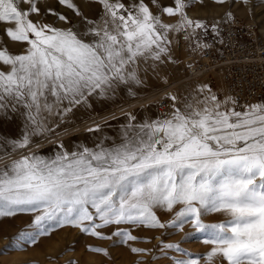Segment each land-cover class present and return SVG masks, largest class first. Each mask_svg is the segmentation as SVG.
Instances as JSON below:
<instances>
[{
  "label": "snow or ice",
  "instance_id": "obj_1",
  "mask_svg": "<svg viewBox=\"0 0 264 264\" xmlns=\"http://www.w3.org/2000/svg\"><path fill=\"white\" fill-rule=\"evenodd\" d=\"M195 3L205 0H0V123L21 119L11 135L0 134V163L8 161L0 167V219L33 217L32 231L12 243L34 245L70 227L129 245L148 242L130 229L179 234L190 226L209 250L192 258L161 241L163 256L183 257L174 264H264V102L241 104L198 83L184 95L166 91L160 116L137 121L128 112L118 140L98 135L92 147L79 143L69 151L51 139L76 109L91 108L90 98L110 100L121 88L135 98L149 73L159 78L179 63L181 40L193 53L210 47L209 26L188 15ZM4 37L22 51L11 53ZM86 131L102 134L103 125ZM34 137L55 143L53 153L33 151L41 146Z\"/></svg>",
  "mask_w": 264,
  "mask_h": 264
},
{
  "label": "rangeland",
  "instance_id": "obj_2",
  "mask_svg": "<svg viewBox=\"0 0 264 264\" xmlns=\"http://www.w3.org/2000/svg\"><path fill=\"white\" fill-rule=\"evenodd\" d=\"M44 2L55 5V0H44ZM170 2L171 0H162L165 5ZM56 10L64 11L62 8ZM85 11L87 12V9ZM229 12H231L233 19H228L227 13ZM188 15L194 20L204 21L209 26L204 42L210 40L224 27L242 29L251 37H256V35L264 37V0H248L247 6L236 2L220 6L214 4L212 0H205L204 5L193 4ZM51 20L52 17H46L45 22H51ZM165 22L172 21L166 20ZM212 25L217 26L215 32L212 30ZM3 29L4 25L0 24V36L3 34ZM4 40L11 53L18 54L22 51V46L19 43L10 42L6 37ZM197 53L189 51L181 40L179 49L174 52L179 63L176 65L169 64L161 69L159 78H154L149 73L147 85L136 90L137 96L135 98L127 96L126 90L123 88L110 100L90 98L91 108L76 109L70 120L60 129H57L58 135L54 134L51 139L63 142L69 151L75 144L79 143L92 147L94 138L98 135H106L118 140L120 127L125 123L128 112L135 115L137 121L142 120L146 115L152 118L160 116L167 111L168 101L163 99L165 90L170 92L171 88L179 84V80L185 77L187 65L197 57ZM216 74L218 75H210L208 81H198L192 85L181 87L179 90L177 87L174 92L184 95L196 84L204 83L208 84L221 97L225 94L231 95L223 74L220 71H216ZM161 79H166L167 85H164ZM160 95L161 97H159ZM94 122L102 123V134H91L86 131ZM20 123V118H14L12 122L0 123V134L11 135L12 130ZM33 139L35 143L41 145L38 149H33L40 155L49 156L56 148V144L50 143L48 139L40 137ZM108 143H111V140ZM19 155V153L14 154L12 158L16 159ZM6 163H8L7 160L0 163V167ZM158 214L162 220L170 219L166 214ZM32 219L31 215L0 219V264H70V262H74V264H138L140 261H143V264H174L175 260L183 258L181 254L173 251H169L167 256H163L159 249L161 241L179 244L185 252L191 254L192 258L202 257L209 250L208 246L201 242L200 234L193 232L190 226H186L184 231L179 234L173 230L161 232L144 228L130 229L138 240L148 242H130L129 245L120 243L116 237L112 240H99L89 237L70 227L57 229L50 236L39 238L34 245L21 243L17 246L12 243L13 239L21 232L32 231ZM113 230L109 228L102 231L106 235H110ZM88 246L104 249L108 252V256L90 252ZM130 247L147 250L148 254L134 255L131 253ZM201 264H204L203 260H201Z\"/></svg>",
  "mask_w": 264,
  "mask_h": 264
},
{
  "label": "built area",
  "instance_id": "obj_3",
  "mask_svg": "<svg viewBox=\"0 0 264 264\" xmlns=\"http://www.w3.org/2000/svg\"><path fill=\"white\" fill-rule=\"evenodd\" d=\"M210 47L190 63L187 77L220 70L231 95L241 104L264 100V37H251L242 29L224 27L210 40Z\"/></svg>",
  "mask_w": 264,
  "mask_h": 264
},
{
  "label": "bare ground",
  "instance_id": "obj_4",
  "mask_svg": "<svg viewBox=\"0 0 264 264\" xmlns=\"http://www.w3.org/2000/svg\"><path fill=\"white\" fill-rule=\"evenodd\" d=\"M193 61V60H192ZM190 65V64H189ZM188 68V67H187ZM216 71H220V70H212V71H208V72H206V73H204L203 75H200V76H195V77H187L186 76V72H185V77H183V79L182 80H179V84L177 85V86H174L173 88H171V90H170V92H174V90L175 89H177V87H178V90H179V88H181V87H185V86H188V85H192L193 83H196V82H198V81H202V82H205V81H208V80H210V75H214V76H216V75H218V74H216ZM221 72V71H220ZM222 73V72H221ZM224 77V76H223ZM195 85V84H194ZM221 87V86H220ZM229 89V88H228ZM167 90H165V92H166ZM160 94V93H159ZM162 94H163V92H162ZM157 97H158V95H157ZM159 97H161V95L159 96ZM155 98V97H154ZM148 100V99H147ZM150 100H152V99H150ZM149 100V101H150ZM143 102V101H142Z\"/></svg>",
  "mask_w": 264,
  "mask_h": 264
}]
</instances>
